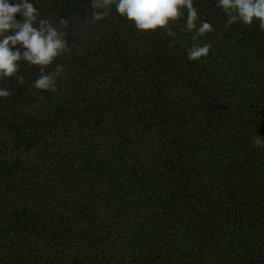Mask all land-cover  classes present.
Here are the masks:
<instances>
[{"label":"trees","instance_id":"trees-1","mask_svg":"<svg viewBox=\"0 0 264 264\" xmlns=\"http://www.w3.org/2000/svg\"><path fill=\"white\" fill-rule=\"evenodd\" d=\"M31 2L72 51L45 69L63 65L55 92L27 62L0 78V264H264L259 22L225 32L217 0H193L214 28L193 41L186 9L170 37L114 0L85 33L92 0Z\"/></svg>","mask_w":264,"mask_h":264},{"label":"clouds","instance_id":"clouds-1","mask_svg":"<svg viewBox=\"0 0 264 264\" xmlns=\"http://www.w3.org/2000/svg\"><path fill=\"white\" fill-rule=\"evenodd\" d=\"M113 3L114 0H92L90 19L85 20L83 25L85 33L110 15ZM217 7L227 14L225 32L234 23L252 26L254 21L259 22L258 29L264 32V0H217ZM182 9L187 10L185 30L195 32L193 41L214 31L211 23L200 19L193 0H115L116 12L133 22L138 31L164 29L170 37H176L177 34L169 27V23L182 17ZM68 27V21L63 18L58 25L41 18L31 0H17L15 3L0 0V78L15 77L22 84L24 77L19 76L18 72L23 61L30 66H39L40 75L33 85L35 89L57 91L56 78L63 72V65L57 64L52 73H46L45 69L57 57L71 53L72 47L67 39ZM211 47V42L193 43L186 49L187 59L200 61L209 55ZM12 95L11 89L0 88V97L9 98ZM253 145L264 147V137L255 135Z\"/></svg>","mask_w":264,"mask_h":264}]
</instances>
